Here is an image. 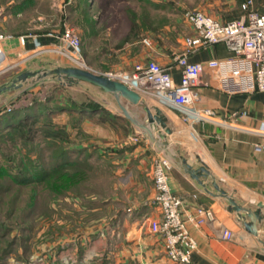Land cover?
Instances as JSON below:
<instances>
[{
	"label": "crops",
	"instance_id": "1",
	"mask_svg": "<svg viewBox=\"0 0 264 264\" xmlns=\"http://www.w3.org/2000/svg\"><path fill=\"white\" fill-rule=\"evenodd\" d=\"M74 1L66 0V5ZM81 1V5L87 4L89 8L101 2ZM244 1L193 0L184 6L177 2L178 13L170 26L157 31L146 26L139 41L140 53H136L130 66L137 60L152 58L167 67L178 81L173 56L182 50L183 38L194 34L183 12L191 9L189 7L198 8L225 22L244 15ZM251 7L264 12V0H252ZM38 39L42 45L60 42L58 37L48 35H40ZM143 39L150 40L151 44L146 45ZM135 45L137 42L131 43L132 47ZM31 46L29 42L28 47ZM228 55L230 52L225 45L217 43L194 50L188 60L203 63ZM202 82L192 89L191 107L214 110L222 123L192 121L185 113L173 111L172 106L152 96H143V102L137 105H128L126 100L118 101L113 96L121 112L124 111L120 114L129 120V134L137 135V143L131 141V146L125 147L119 155H102L99 164H110L113 168L114 192L104 193L96 204L90 203L87 207V212L97 213L98 217L83 227L79 244L84 250L77 264L91 263L92 257H98L102 264H174L165 255L161 239L149 230V220L158 216L152 199L154 188L150 172L154 157L163 158L165 162L167 183L171 192L181 198V215L196 242L189 264H264L261 240L264 228L258 224V235L250 233L245 228L248 214L238 215L232 211L226 197L215 189V186L223 189L238 204L264 215V152L253 149L254 143L264 140V92H222L216 87L213 69L202 74ZM129 106H133L134 113L127 109ZM155 107L166 117L165 125L170 132L153 121L151 132L146 134L144 110L155 114ZM82 108L95 113L107 110L106 106ZM112 112L121 116L115 110ZM180 157L191 165L189 170L180 166ZM200 166L209 174L199 171ZM198 173L196 179L194 175Z\"/></svg>",
	"mask_w": 264,
	"mask_h": 264
},
{
	"label": "rangeland",
	"instance_id": "2",
	"mask_svg": "<svg viewBox=\"0 0 264 264\" xmlns=\"http://www.w3.org/2000/svg\"><path fill=\"white\" fill-rule=\"evenodd\" d=\"M81 2L66 5V0H0V28L12 35H59L65 27H73L80 34L87 69L105 74L128 70L136 53H140L139 41L146 26L155 31L170 26L178 13L177 2L184 6L193 0H101L86 10ZM128 35L131 39L126 41ZM134 42L137 45L132 47ZM58 66L75 65L67 57L49 51L0 73V114L34 102L42 103V108L58 104L106 106V115L116 124L87 116L79 122L75 112L60 111L52 113L50 119L55 128L65 129L66 138L61 144L54 146L55 142L38 135L29 142L0 137V264H72V260L77 264L84 250L79 244L83 227L98 217L97 213L87 212V207L96 204L104 193L114 192L113 168L110 164L100 165L102 155H119L133 141L129 120L120 114L124 111L112 94L89 82H69L56 74L40 76ZM25 70L40 72L19 87H9L12 79ZM132 108L127 107L134 113ZM69 147L88 149L90 155L80 151L66 154V163L60 169L63 176H53L52 183L23 184L8 177L30 170L36 162L49 167L60 151ZM69 159L78 166L70 168ZM69 174L74 176L73 181L69 182ZM92 259L89 264H102L98 257Z\"/></svg>",
	"mask_w": 264,
	"mask_h": 264
},
{
	"label": "built area",
	"instance_id": "3",
	"mask_svg": "<svg viewBox=\"0 0 264 264\" xmlns=\"http://www.w3.org/2000/svg\"><path fill=\"white\" fill-rule=\"evenodd\" d=\"M252 0H245V13L238 19L219 21L204 11L193 8L183 12L194 34L182 40V50L174 54L178 70L175 81L167 67L157 60L147 58L135 61L128 70L107 72L117 80L143 96H152L158 102L173 107L190 117L192 121L222 123L214 110L191 107L192 89L202 82V74L216 71V87L227 94L264 92V12L251 7ZM58 37L59 45H42L37 34L12 35L0 28V73L20 67L40 54L54 51L67 57L76 67L87 69L81 53V37L73 27H65ZM146 45L151 42L143 39ZM31 42L32 46L28 47ZM223 43L230 55L212 58L203 63L191 62L188 56L200 47ZM183 122L182 117L177 115ZM130 138L137 143V135ZM253 149L264 152V140L256 142ZM162 158H153L150 172L153 180V203L158 216L149 220V230L157 235L164 253L174 264H189L196 242L191 237L181 215V198L171 192Z\"/></svg>",
	"mask_w": 264,
	"mask_h": 264
},
{
	"label": "trees",
	"instance_id": "4",
	"mask_svg": "<svg viewBox=\"0 0 264 264\" xmlns=\"http://www.w3.org/2000/svg\"><path fill=\"white\" fill-rule=\"evenodd\" d=\"M82 6L85 10L86 8H88L87 4ZM128 36H126L125 38L126 41H129L131 39L130 36L129 38ZM41 105L42 103L40 102H34L30 106L25 107L23 109L12 110L10 112L0 114V134H2L0 135V137H8L11 139H15L18 137L26 142H29L38 135L44 137L45 139L55 142L54 146H56V144H61L66 138V136L64 135L65 129L57 127L55 128L54 122L50 119V115L52 113H58L60 111L75 112L79 122L85 120V117L87 116L90 118L96 117L101 123L116 124L113 121L114 119L108 117L106 115L107 112L104 111L95 113V111L91 109L77 108L76 106L71 105L62 106L61 104H58L54 107L48 106L45 108L39 107ZM43 113L45 114L43 115ZM64 149L60 151L59 157L55 159V161L51 163L49 167L42 165L40 162H36V164H32L30 170L22 171L16 175L10 173V175L8 174V177L10 176V178L13 179L15 182L23 184L48 181H51L52 183L53 176H55L54 178L58 176H63V174L60 173V169H62L63 164L66 163V161H63L64 156L66 154L69 153V156H72L76 155V153L80 151L82 155L86 152L87 155H90V151L85 148L76 149V147H69L66 150ZM75 165L78 166L77 163L69 159V167L71 168ZM73 180L74 176L72 174H69V182ZM33 198L34 196L31 198V200H33Z\"/></svg>",
	"mask_w": 264,
	"mask_h": 264
},
{
	"label": "water",
	"instance_id": "5",
	"mask_svg": "<svg viewBox=\"0 0 264 264\" xmlns=\"http://www.w3.org/2000/svg\"><path fill=\"white\" fill-rule=\"evenodd\" d=\"M40 70H25L16 75L9 87H19L26 81L28 78L35 77L39 74ZM49 74H56L58 78L65 77L69 82L74 81H85L89 82L95 86H98L101 90L110 93L116 98L118 101L126 100L128 105H137L142 103V97L136 91L128 88L123 83L108 78L103 73L96 72L91 69H82L76 66H58L53 69L44 71L40 74V76H46ZM1 91V89H0ZM155 114H151L149 110H144V114L146 116L147 126L145 127V132L148 135L151 132L150 124L153 121H156L165 131L170 132V128L166 127L165 120L166 117L162 114L161 110L158 107H155ZM175 159L179 162V158L175 157ZM180 166L184 170H189L191 165L186 162V159L180 157ZM199 171L209 174L208 170L204 166L199 167ZM199 176L194 175L197 179ZM215 189L221 194L224 195L229 204V208L232 211H235L238 215L241 213H247L249 217V222L245 224V228L252 233L253 235H258V224L264 228V215L260 214L257 210H250L249 208L238 204L233 197L228 195L226 191L215 186ZM262 242L264 244V233L262 234Z\"/></svg>",
	"mask_w": 264,
	"mask_h": 264
}]
</instances>
